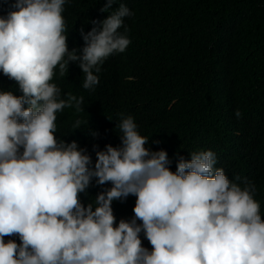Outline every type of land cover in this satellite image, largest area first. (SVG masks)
<instances>
[{
  "label": "clouds",
  "instance_id": "clouds-1",
  "mask_svg": "<svg viewBox=\"0 0 264 264\" xmlns=\"http://www.w3.org/2000/svg\"><path fill=\"white\" fill-rule=\"evenodd\" d=\"M65 3L14 0L15 10L0 16V264H264L256 187L230 181L213 151L188 160L177 153L173 172L167 152L145 147L149 138L131 117L119 124L120 146L106 144L94 162L80 138L57 140L59 116L61 138L108 125L100 111L90 112L97 99L84 88L99 83L94 73L107 57L126 50L130 40L120 29L133 15L120 4L87 33L81 28L78 54L67 46ZM65 71L69 83L56 77ZM93 181L111 187L82 205L79 194ZM130 195L134 215L117 222L112 203ZM14 235L19 244L5 241Z\"/></svg>",
  "mask_w": 264,
  "mask_h": 264
},
{
  "label": "trees",
  "instance_id": "trees-1",
  "mask_svg": "<svg viewBox=\"0 0 264 264\" xmlns=\"http://www.w3.org/2000/svg\"><path fill=\"white\" fill-rule=\"evenodd\" d=\"M105 2L66 0L62 16L68 49L79 54L84 46L81 28L87 33L91 21L105 19L120 4L133 13L120 29L130 44L104 60L94 73L99 79L94 89L84 88L86 96L97 99L89 103L90 112L100 111L108 125L61 138L58 125L64 120L59 116L57 140L80 138L78 146L94 162L95 152L106 144L120 146L119 124L131 117L138 133L149 138L145 147L167 152L173 172L177 153L188 160L192 153L213 151L215 167L230 181L255 185L253 198L264 220V0H116L112 9L101 12ZM13 3L0 0V16L14 11ZM68 69L81 73L84 82L77 62L70 61ZM56 77L72 80L66 71ZM68 86L78 88L79 83ZM95 142L100 145L93 146ZM108 187L110 183L93 181L79 194L81 204L94 203L96 194ZM135 199L130 195L113 201L117 222L134 215ZM4 239L20 243L16 235ZM141 240L151 250L142 233Z\"/></svg>",
  "mask_w": 264,
  "mask_h": 264
}]
</instances>
